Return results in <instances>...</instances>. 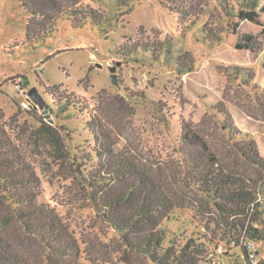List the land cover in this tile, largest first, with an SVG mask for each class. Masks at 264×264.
I'll use <instances>...</instances> for the list:
<instances>
[{
    "label": "rangeland",
    "instance_id": "obj_1",
    "mask_svg": "<svg viewBox=\"0 0 264 264\" xmlns=\"http://www.w3.org/2000/svg\"><path fill=\"white\" fill-rule=\"evenodd\" d=\"M87 1L101 16L99 24L88 20L75 28L59 20L44 42L32 43L26 36L28 9L21 0H0V109L9 121L8 132L39 176L38 201L53 206L74 232L82 264H127L119 259V236L97 225L82 180V174L99 169L87 124L93 116V125L103 126L117 149L163 178L184 203L164 222L168 238L183 243L192 235H212L218 246L211 250L218 259L247 264L231 238L232 225L243 221L240 241H248L255 261L264 257V239L245 240L247 225L264 230V166L246 154L254 140L264 158V16L262 24H240L242 32L262 43V50L251 51L237 47L238 34L229 26L236 18L228 17L218 0H122L121 7L115 0ZM185 53L194 69L181 73L176 59ZM233 66L249 69L252 84L231 79L225 71ZM33 87L45 107L31 99ZM219 103L250 137H231L216 109ZM182 118L208 143L222 168L256 196L249 215L222 214L192 183L188 171L193 172L179 152ZM41 120L65 137L64 161L33 136ZM28 249L44 264L37 243L30 242ZM130 264L153 263L133 254Z\"/></svg>",
    "mask_w": 264,
    "mask_h": 264
},
{
    "label": "trees",
    "instance_id": "obj_2",
    "mask_svg": "<svg viewBox=\"0 0 264 264\" xmlns=\"http://www.w3.org/2000/svg\"><path fill=\"white\" fill-rule=\"evenodd\" d=\"M218 0L222 11L234 17L229 24L238 34L240 49L262 50V43L251 33L242 32L240 24L250 21L262 24L264 5L260 0ZM30 17L26 26L27 40L44 42L52 35L59 20L71 21L75 28H81L88 21L99 24L101 16L87 0H21ZM118 7L124 3L115 0ZM209 30V29H208ZM169 47L166 51L168 52ZM187 54H179L177 65L181 73L194 69V61ZM229 77L237 82L252 84L253 73L243 67H226ZM224 128L233 139L250 137L233 123L227 106L216 105ZM88 127L96 141L95 151L99 169L93 175L82 174V180L89 188L90 205L96 212L97 225H105L119 237L123 246L119 259L130 264L132 255L149 259L153 264H225L211 247L216 248L215 236L192 235L183 243L175 237L168 238L164 222L184 203L175 197L166 181L159 175L141 166L129 153L116 148L107 130L94 124ZM10 126L0 109V264H42L28 249L34 242L41 248L44 264H82L81 246L74 232L50 204L39 202L40 180L27 155L8 132ZM180 155L184 167L193 173L192 183L212 200L218 210L227 216L249 215L256 196L242 184L237 176L225 171L220 160L208 143L189 122L181 119ZM33 136L46 146L58 152L57 159L64 161L68 156L65 137L52 124L41 120ZM247 157L264 166L256 142L252 141ZM187 174V172H186ZM188 180V177H185ZM258 204V203H257ZM240 220V219H239ZM238 226L232 225L231 234L239 246L247 264H264V257L253 261L248 241H240ZM264 230L247 225L245 240H263ZM255 256L256 254L253 253ZM225 253H222L223 257ZM219 256V257H221Z\"/></svg>",
    "mask_w": 264,
    "mask_h": 264
},
{
    "label": "water",
    "instance_id": "obj_3",
    "mask_svg": "<svg viewBox=\"0 0 264 264\" xmlns=\"http://www.w3.org/2000/svg\"><path fill=\"white\" fill-rule=\"evenodd\" d=\"M111 71H112V81L116 82V67L112 66L111 67ZM29 95L31 97V99L38 104L40 107H45L46 105V100L43 98V96L40 94V92L38 91L37 87H33L30 92Z\"/></svg>",
    "mask_w": 264,
    "mask_h": 264
},
{
    "label": "built area",
    "instance_id": "obj_4",
    "mask_svg": "<svg viewBox=\"0 0 264 264\" xmlns=\"http://www.w3.org/2000/svg\"><path fill=\"white\" fill-rule=\"evenodd\" d=\"M254 258H255V255L252 253L251 254V259L255 262V259Z\"/></svg>",
    "mask_w": 264,
    "mask_h": 264
}]
</instances>
